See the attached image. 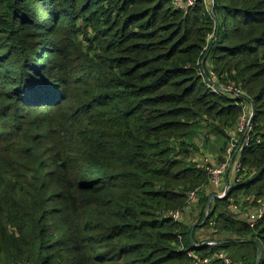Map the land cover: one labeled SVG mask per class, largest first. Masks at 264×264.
Instances as JSON below:
<instances>
[{
    "label": "trees",
    "instance_id": "trees-1",
    "mask_svg": "<svg viewBox=\"0 0 264 264\" xmlns=\"http://www.w3.org/2000/svg\"><path fill=\"white\" fill-rule=\"evenodd\" d=\"M211 7L0 0V264H191L229 232L264 264V215L250 227L230 205L264 191V0ZM200 63L252 101L251 140L246 174L185 221L166 212L208 183L196 134L227 139L244 99L209 89Z\"/></svg>",
    "mask_w": 264,
    "mask_h": 264
},
{
    "label": "built area",
    "instance_id": "built-area-1",
    "mask_svg": "<svg viewBox=\"0 0 264 264\" xmlns=\"http://www.w3.org/2000/svg\"><path fill=\"white\" fill-rule=\"evenodd\" d=\"M198 0H172V5L177 9L186 10L187 8L194 6ZM205 1V0H204ZM213 0L205 2L210 8ZM211 9V8H210ZM201 62V61H200ZM198 73L202 76L206 86L215 91L223 93L230 98L243 97V101H240L241 114L236 120L231 133L233 134L223 150V160L219 164H205L204 168L207 170L209 180L208 185L213 187L218 198L224 196L228 190L229 183L224 177L230 171L233 172L236 181L241 179L246 174L243 165L239 161L240 148L245 147L251 140V118H252V101L246 96V93L239 85L233 83L222 84L217 81V76L212 69H206L202 63L198 68ZM234 134L240 135V138L235 137ZM230 135V134H229ZM259 140V137H257ZM225 181L228 184H222ZM224 182V183H225ZM208 186V187H209ZM203 187L185 188V204L182 209H168L166 212L173 219H179L183 217L185 210L190 208L194 204L202 192ZM213 191V192H214ZM238 202H232L230 205L233 210L242 214V218L248 223L250 227H254L256 219L264 215V191L259 194L254 193H239ZM241 240V238L236 241ZM208 244H216L218 241L214 239H207ZM187 254L190 256L191 264H212L214 262L219 264H244L242 259L231 258L224 249H219L214 252L201 254L194 249L187 250Z\"/></svg>",
    "mask_w": 264,
    "mask_h": 264
},
{
    "label": "rangeland",
    "instance_id": "rangeland-1",
    "mask_svg": "<svg viewBox=\"0 0 264 264\" xmlns=\"http://www.w3.org/2000/svg\"><path fill=\"white\" fill-rule=\"evenodd\" d=\"M204 2H208V0H205ZM212 4H213V1H212ZM212 4H211V6H212ZM205 133L209 134L208 137L205 136L206 135ZM227 134L228 135L230 134L227 137V139L226 138L222 139L220 136L215 137L213 134H211V132H206L204 128H202V130H199L198 134H196L197 135L195 137L196 139L194 140V144H195L194 146L195 147L192 149V152L190 154L191 161L196 162L200 166L205 165V164H208V165L209 164H214V165L219 164V162L222 161V159H221V157L223 155L222 150H224V148L226 147L227 143L229 142L231 136L233 135L231 133V131H229V130H227ZM234 136L235 137L237 136L238 138H240V135H238V134H234ZM227 181L229 184L236 181V178H235L233 172H231V171L229 172V176L227 178ZM224 182L222 180L221 186L223 184H228V183H226V182L224 183ZM207 186H209L208 183L203 184L201 186V187H203V190H202V192H200L199 198L202 196L203 193H206L209 190V188ZM210 188H212V187H210ZM214 193H215V191H214ZM197 201L194 204H192L190 208L187 209L188 211L186 212V214L184 213L185 216L183 215L184 216L183 220H185V221L186 220H192L193 221V220L197 219L199 210L194 212L196 209L199 208ZM208 204H209V202H208ZM192 212H194V213H192ZM205 229L206 228H204V232H203V230L198 231L199 237H202L206 234L207 231ZM221 237L226 238V239H223L225 241L235 240V242H232L233 243L232 245L229 244L226 247V249L224 248V251L231 258L239 259V260L242 259L245 264H252L253 262L256 263L260 259L261 251H260L259 256H258L257 246L255 248L252 245L251 241L247 242L243 238L244 236L243 237H241V235L236 236L233 233L229 232L226 234L224 233V235H222ZM239 238H242V239L239 241H236ZM208 239H213V238H208ZM253 240H255V239H253ZM260 245H261V243H260ZM261 249H262V246H261ZM212 264H216V263L214 262Z\"/></svg>",
    "mask_w": 264,
    "mask_h": 264
},
{
    "label": "water",
    "instance_id": "water-1",
    "mask_svg": "<svg viewBox=\"0 0 264 264\" xmlns=\"http://www.w3.org/2000/svg\"><path fill=\"white\" fill-rule=\"evenodd\" d=\"M211 10H212V7H211ZM212 11H213V10H212ZM216 21H218L217 18H216ZM216 33H217V30H216ZM216 33H215V34H216ZM206 54H207V51H206V52L204 53V55L202 56V60H203V58L206 57ZM212 197H217V195H216L214 192L211 193V194H209V196H208V198H207V200H206V205H207V206H209V205H208V202H209V200H210ZM206 215H207V213L205 214V216L203 217V219L200 221V224L203 223V220L205 219ZM195 225H196L195 223L192 224L191 227H190V229H189V231H188V239H189V241H191L192 244H195V242H194L193 239H192V232H193V229H194ZM247 240H249V241H251V242H254V243L256 244V246H257V250H258V256H259V253H260V251H261V245H260L259 241H258V240H253V239H247ZM204 243H206V241H204ZM204 243H203V244H204ZM257 262H258V261H257ZM257 262H256L255 264H257Z\"/></svg>",
    "mask_w": 264,
    "mask_h": 264
},
{
    "label": "crops",
    "instance_id": "crops-1",
    "mask_svg": "<svg viewBox=\"0 0 264 264\" xmlns=\"http://www.w3.org/2000/svg\"><path fill=\"white\" fill-rule=\"evenodd\" d=\"M228 176H229V173H227V175L224 177V179L227 181V178H228ZM198 231H200V230H197L196 231V234L198 235ZM227 242V241H226ZM226 249V248H225ZM238 252V251H237ZM239 255V254H238Z\"/></svg>",
    "mask_w": 264,
    "mask_h": 264
}]
</instances>
